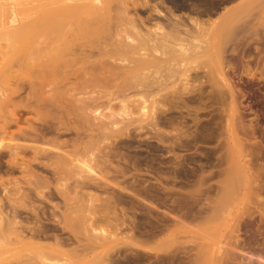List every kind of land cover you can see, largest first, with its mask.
Instances as JSON below:
<instances>
[{
    "label": "rangeland",
    "instance_id": "obj_1",
    "mask_svg": "<svg viewBox=\"0 0 264 264\" xmlns=\"http://www.w3.org/2000/svg\"><path fill=\"white\" fill-rule=\"evenodd\" d=\"M136 1L97 0L94 4L96 6L95 9L96 11L100 10L99 14L104 15L105 20L95 22V24H99L98 26L93 23L95 26L94 30L93 27H90L92 23L89 25V29L92 30L94 35L91 30L84 32L85 24H88L85 18L81 17L84 20L80 19L81 23L79 24L75 22L77 27L83 23L80 27L81 29L84 28L83 32H81L84 35L75 36L78 39L74 37L75 41L72 39L73 42L68 43L69 46L65 45V48H68L62 50V54L60 53L61 58H64L62 62H59L60 64H56L53 69L54 71L51 69L50 71L49 67L45 66L46 64H37V62L32 66L26 67L25 65L24 67L22 66L24 65L22 60V63L20 60H16L17 62L14 61L10 64L6 82L1 85L3 86L2 90H5L4 93L9 95L11 101L2 108V118H0L1 122L5 119H9L8 121H10L7 129L8 134H4L0 138V181H4V186H7V189L9 188L8 190H10L9 192H11L12 196L17 186L15 183H19L18 185L24 187V191H26L23 195H17V197L14 195L15 198H13L14 196L8 198L7 192L3 193L0 190V196L3 198L1 206L3 210L5 209V213L8 212L7 217L12 216V214H20L18 219L23 227L36 228V226H44L43 228L50 230L51 233L47 234L51 238L40 240L44 244L54 243L53 236L66 238L68 242L65 240L67 244L64 246L65 252L61 256L51 257L49 261H45L46 264H216L217 258L213 257L214 243L216 240H219L220 236L226 233L225 227L222 225L221 216L214 224H210L209 222V225H207V227L214 226L215 224L222 225L220 230L217 229L218 234L213 236L208 230L200 228L205 222L190 221L188 223L186 221L184 224L187 225V228H184L175 222L173 224L174 219L172 215L175 213V215H180L185 209H191L190 211L194 213L203 207L207 208L206 204L209 203L210 200L208 199L211 196L213 203L217 202L220 205L219 207L222 206L220 208L222 209L221 212L225 211V209L228 210L226 208L228 205H231V207L228 206L230 210L236 212L242 205L243 201L237 195L232 194V197L230 195L227 197L225 195L221 196L223 195L222 193L217 194L216 192L210 193L209 195L212 194L211 196L205 194L208 193V187H214L213 189L219 187L220 182L224 180L221 179L222 177L208 180L209 183L208 181L203 182L200 179L203 176H207L209 171H216L214 168H207L208 161L204 159L212 156V159L209 158V162L212 160L214 163L218 158L227 155L226 152L229 144L227 142H231L232 139L230 128L231 130L234 129L235 135L238 139L240 138L241 143L246 148L248 157H245V159H249L250 162L245 159L244 161H248V167L253 168L255 164L257 165L259 159L261 160L260 162L264 159L263 124L260 125L256 121L250 109V104H248V99L243 98L238 90V88L246 90V87L250 86L251 83L254 85L262 84L259 76L254 79L242 77V80L239 81L235 73L234 75L232 72L229 73V78H232L234 87L238 90H235L238 94L235 93L237 103H241L240 105L237 104L239 106L237 107L236 105V111L232 112L229 105L230 99L226 95L225 102L228 103L224 102L223 104L225 105L211 103L210 100L208 102L210 93L207 91H210L209 85L211 83H207L209 82L207 81V75L213 69V64L209 57V60L204 59V61L202 58L199 59V62H192V65H196V67L189 64L193 69H197L193 72L198 73L200 78L195 83H191L189 88H187L188 90L183 89L184 82L181 83L178 76L175 77L176 79L174 77L169 78V74H171L169 70L162 71V68L159 71H155L158 73H155L153 70L148 74L149 70L145 72L142 70V66L138 68L136 65H138L139 53L151 55L153 51L148 49L145 51L133 49L135 46H138L136 45L138 44V37L131 30H127L124 23L126 15L130 16L136 13L138 16L145 18V16L147 17L152 12L147 8L140 7V1L142 0ZM158 1L150 0V3L155 4ZM243 1L230 0L227 2L228 4L225 3V6H231L230 9L236 12ZM252 1L256 2L257 0H250L251 5L242 11L245 15L241 14L243 16L242 20L248 22L250 20L249 23H253L256 17L262 20V26H264V0H258L261 3L258 8L256 7L259 5L258 1L256 3ZM33 4H36V2ZM7 6L5 22L8 30L12 31L19 26L20 19L18 16L16 17L14 6ZM177 13L180 14L181 12ZM77 16L78 14L73 19L80 18ZM155 17L152 16V20L147 24L148 26H153L155 22L160 20L159 18H157L158 20L153 19ZM14 18L15 22H12ZM96 19L98 20V18ZM76 24L74 25L76 26ZM121 24L123 25L121 26ZM73 27L70 26V28L74 29ZM72 29H69V31L73 33L78 28H75L76 30L73 31ZM69 31L68 33H70ZM117 33L119 36H117ZM222 33L220 35L223 37L221 40L225 37V44L222 42L226 48L234 47L238 43V41L235 42L236 39H240V35L242 34L237 33L238 37L236 33L233 35V32H231L232 34H227V31ZM225 33L229 36L224 35ZM127 37H129L130 41L127 40ZM201 40L202 43L207 42V44L210 41V39L204 37ZM105 46L108 57H102V55H99L100 52H98L102 47L105 48ZM125 47L126 50L123 49ZM130 48H132L133 53L130 52ZM85 51L87 55L88 53H94L89 61L84 58L86 55ZM135 53L138 54L134 55ZM81 54L84 56L82 57ZM1 66L0 59V69ZM129 68H133L135 74H131L133 76L129 77L128 80L126 71ZM136 69L142 70V72L140 73L139 70L137 72ZM144 72L146 73L145 75ZM153 73L155 74L153 75ZM156 74L157 77L159 76L163 79L168 77L166 79L167 82L162 87V91L158 94L151 93V91L145 92L146 89L152 88V85L153 87L158 85L157 83L154 84L155 80L159 79V77H156ZM204 76H206V80ZM147 78L148 83H146ZM149 80H153V84L152 82L149 83ZM213 80H217V77L214 76ZM146 84L150 86L146 89L145 87H141L143 85L147 87ZM136 87L142 90H138ZM203 88L205 93L204 100H206L204 103L206 105L204 103V105H197V103L188 102V98L195 97ZM221 88L225 91V88ZM75 90L76 92H74ZM141 92H144L145 96ZM204 128L208 129V134L212 131L214 135V132L217 131L215 135L217 134L219 137L217 135L213 137L212 135L210 139H207L209 138V135L206 133L207 131L201 132ZM209 128L213 129L210 131ZM220 129H224L226 132L223 130L222 133ZM227 131L230 132L229 136ZM205 134L208 136L206 137ZM196 137L197 139L195 140ZM254 137H257V139H254ZM257 145L261 146L262 150H259ZM16 146L21 148L17 150L18 154L15 151L11 153L13 150L11 148ZM257 147L260 152L258 155L256 153L258 152L256 150ZM250 149L253 151L252 155ZM75 152L76 157L82 160L81 166L77 167L79 175L77 177L83 178L87 182L89 181L88 183L91 185L89 187L88 184L87 187L79 190L78 194L70 193L73 188L72 186H74L73 184L76 183V179L72 176L70 177L68 172L63 169L64 167L61 165L59 156H63V154L66 156L67 153L75 154ZM238 155L239 153H236V157ZM262 155L263 159H261ZM252 156L257 159L253 161L254 158L252 159ZM14 157H18L17 160ZM250 163L252 166H250ZM262 165L264 166V161ZM223 166L222 168H227V165L224 164ZM261 171L260 175H263V178L261 177L260 179L264 182V168ZM31 173H35L38 176L37 179L40 180H37L38 190L28 184V180L30 181L31 179ZM95 182H100L97 184L100 185L96 186ZM185 185L186 188L184 187ZM0 187L3 188V186ZM49 190H52L51 194H49ZM136 194L140 197L134 198V196H137ZM75 195H79L76 197L80 199H76ZM121 196L122 200L120 199ZM185 196L186 198L183 200L182 197ZM206 196H208L207 200H205ZM193 197L196 198L194 199ZM81 198L87 199L81 200ZM230 198L231 202L229 201ZM76 201L80 205L77 209L81 207L79 213L76 208L77 211L72 209ZM82 202L83 204H81ZM192 203L194 205H191ZM222 204H226V206ZM55 205L58 207L56 208ZM170 205L171 208H169ZM209 205L212 206V204ZM247 205L253 211L254 207L251 204ZM171 209L172 211H170ZM69 212L71 213L69 214ZM94 215L95 217L92 218ZM90 216H92V220H90ZM6 221L8 220L5 218ZM257 221L258 219L256 218L255 222ZM57 223H62V225ZM163 223L169 224L164 225ZM163 226L166 227L164 228ZM128 227L132 228L131 231ZM91 228L93 231L90 230ZM94 228L96 231H94ZM102 230L105 231L103 232ZM131 233L133 234L131 235ZM95 241L99 244L101 242L102 244H108L102 246ZM7 243L8 240H5L1 242L0 246ZM95 244H98L99 248L100 246L103 248L99 249L97 248L98 245L96 247ZM6 252L8 255H2L4 257H1L0 264L43 263L39 260V257H35L37 256L36 254L27 256L28 253L26 254V251L20 252L15 250V253L12 250Z\"/></svg>",
    "mask_w": 264,
    "mask_h": 264
},
{
    "label": "bare ground",
    "instance_id": "obj_2",
    "mask_svg": "<svg viewBox=\"0 0 264 264\" xmlns=\"http://www.w3.org/2000/svg\"><path fill=\"white\" fill-rule=\"evenodd\" d=\"M96 1L97 0H0V59H1V65H2L1 69H0V86L6 82L7 75H8L9 70H10V68H9L10 64L16 60H20V61L22 60L23 64H24L22 66H24V67H25V65H26V67L32 66V65H34V63L38 62L37 64H42V65L46 64L45 66L49 67L48 68L49 70L51 69L52 71H54L53 69L56 66V64L59 62H62V59L64 58V57L61 58L60 53L62 54V50L68 48V47L65 48V45L69 46L68 43H71V42L75 41L76 39H78L77 38L78 35H81L82 34L81 32H83V30H84V28L81 29V27H80L81 25H83V23L80 24L78 27H77L76 23H78V24L81 23L80 19L85 18V20L88 21V24H85V30H84V32H85V31L91 30V29H89V25L91 23L95 24V22H97V21L98 22L100 20H101L100 22L103 21L104 15H100L99 14L100 10L96 11V9H95L96 6H94V4ZM228 1H230V0H159L157 3L152 4V3H150V0H142V1H140L141 2L140 7L141 8H147L152 13H150V15H148L147 17L145 16V18L138 16L136 13H135V15H130V16L126 15L127 16L126 21H125V23L124 22L123 23H124V26L127 30H131L138 37V44H136L138 46H135L133 49H139L142 51H145L148 49V50L153 51V53H151V55L139 53L141 56L138 55L139 56L138 57L139 63L137 62L138 65H136V66L138 68H140V66H142L143 67L142 70H144L145 72H147L149 70L148 74L150 71L152 72L154 70V72H155V71H159V69H162V68H163L162 71L169 70L171 73V74H169L170 75L169 78L174 77V79H176L175 77L178 76L181 80L180 82L181 83L184 82L183 83V86H184L183 89L184 90H188L187 88H189V85H191V83H195L200 78L198 73L193 72L196 68L193 69L191 67L192 62H194V63L199 62L200 61L199 59H202V58H203L202 60H204V59L209 60V58H210L211 62L213 64V69L210 73L211 76L209 73H208V75L206 74L208 77L207 81H209V82H207V81L206 82L209 84L211 83L209 85L210 91H207L210 93V96H208V102L210 100L211 103H217L218 105H220L226 101V97L228 96V99H230V101L229 100L228 101H229V105L231 107L232 112L236 111V105L239 103H237V97L235 95V93H236L235 90H237V89L234 87L235 85H234L232 78H229V73L232 72L233 75L235 73L236 74L235 76L238 77L239 81L242 80V77H249L251 79H254V78H257V76H259V79L262 81V84H260V85L255 84L256 85L255 86L254 84L251 83L250 86L246 87V90H240L239 88H238V90H239V93L242 94L243 98L248 99V104H250V109L252 110V113H253L256 121L260 125L263 124V133H264V26H262V24H263L262 20L257 19L256 17L253 20V23H249L250 22L249 19H248L249 22L242 20L243 19L242 15H244L242 13V11L246 10V7L248 8V6L251 5L250 0H244L243 3H241L242 5L239 6V9L236 10V12H235V10L230 9L231 6H225L226 5L225 3H227ZM34 2H36V4H33ZM258 4L259 5L256 6L257 8H258V6H260L261 3L258 1ZM7 5L14 6V8H15L14 12L16 14V17L18 16L20 19L19 26L16 27L15 29H13L12 31L8 30V28L6 27L7 26L6 22H5L6 8L8 7ZM134 6H135V4H134ZM177 12H179V13L181 12V13L178 14ZM77 14L80 18L79 19L75 18L76 20H74L73 17L74 16L76 17ZM103 14H105V13L103 12ZM126 14H127V12H126ZM152 16H156L153 19L156 20L157 18H159L161 21L159 20V21L155 22L153 26H148L147 24L150 23V20H152ZM96 18H98V20ZM107 18H109V17H107ZM82 20H84V19H82ZM12 22H15V18L13 19ZM74 24H76V26ZM92 24L90 27H93V30H94L95 26H94V24L92 26ZM69 25L72 27L74 26L73 27L74 29L70 28ZM95 25L98 26L99 24L98 25L95 24ZM122 25L123 24H121V26ZM66 27H68L69 29H72V31L76 30L75 28H78V29H77V31H74L72 33L69 31L68 28L66 29ZM79 28H80V30H79ZM260 28H262V30H260ZM68 31L70 33H68ZM224 31H227V34H230L231 32H233V35H234V33H236V34L242 33L243 35L242 34L240 35L241 36L240 39H236L235 42L238 41V43H236L235 45L233 44L234 47L231 46L229 48H226V46L223 45L225 37H224V39L221 40V38H223V37L220 36L222 32L224 33ZM91 32H92V30H91ZM89 34H91V33H89ZM92 34H93V32H92ZM238 34H237V36H238ZM83 35H84V33L81 36H83ZM224 35H226V33ZM75 36H77V37H75ZM117 36H119L118 33H117ZM117 36L115 35L116 38H118ZM74 37L76 39H73ZM203 37L210 39V41H208V44H207V42L206 43L201 42L202 41L201 38H203ZM80 38H82V37H80ZM72 39H73V41H72ZM127 40H129V37H127ZM129 41H126V42H129ZM74 44H75V42H74ZM224 44H225V42H224ZM99 47H101V46L99 45ZM103 47L100 49V51H98V52H100L99 55H102V57H108L106 46H105V48H103ZM123 49L126 50V47ZM129 50H131L130 52L133 53L132 48H130ZM83 54H81L82 57L86 54L84 56V58L87 59V61H89V59L92 58L94 53L93 54L88 53V55H87V52H86L84 55ZM136 54H138V53H135L134 55H136ZM73 55H72V57H73ZM76 55H77V53H76ZM69 59H70V57H69ZM69 59H68V62H69ZM22 61H21V63H22ZM189 64H191V65H189ZM136 66H135V68H136ZM192 66L196 67V65H192ZM99 67H101V66H99ZM102 68H103V66H102ZM133 68H129L128 71H126V74L128 75V80H129V77L133 76L131 74H133V73L135 74V72H133ZM44 69H46V68H44ZM137 70H139V69H136V71ZM142 70H139V72L141 73ZM169 71H166V72H169ZM145 72H144V75L146 74ZM49 73H52V72H49ZM155 73H158V72H155ZM155 73H153V75ZM214 76L217 77L218 81L213 80ZM156 77H157V74H156ZM210 77H213V78H210ZM230 77H232V76H230ZM166 79L159 77V79L157 80L158 82L154 79L155 80L154 84L157 83L158 85L154 86V87L152 85V88L150 87V89H152V90L146 89L150 86V85L148 86L147 84H146L147 87L145 85H143L141 87H145L146 90L143 88L145 90V92L151 91V93H157L158 94L162 91L163 85L167 82ZM204 79L206 80V76H204ZM146 80H147L146 83H148V78ZM152 81L153 80H151V81L149 80V83ZM152 84H153V82H152ZM220 86L225 88V91ZM136 88L138 90H142V89H139V87H136ZM136 88H134V89H136ZM2 89H3V86L0 87V118H2V108H4L11 101L9 95L5 94L4 93L5 90H2ZM203 90H204V88L201 89L200 92L195 97L188 98V102L194 103V104L197 103V105L203 104L204 101H206V100H204V98H205L204 94L205 93ZM74 92H76V90ZM105 92H107V91H105ZM141 93L145 96L144 92H141ZM209 93H207V94L209 95ZM103 94H105V93H103ZM225 95H226V97H225ZM206 99H207V96H206ZM238 100H239V98H238ZM203 105H201V106H203ZM213 105H215V104H213ZM223 105H225V104H223ZM239 105H237V107ZM143 108H144V106H143ZM193 108H195V107H193ZM199 108H201V107L199 106ZM199 108H198V110H200ZM228 115H230V114H228ZM240 119H242V118H240ZM255 119H253V120H255ZM8 120L9 119H5L2 122L0 121V138H1V136H4V134L5 135L8 134L7 129H8V126L10 125V121H8ZM238 120H239V117H238ZM221 121H223V120H221ZM257 122H256V124H257ZM231 124H233V123H231ZM231 124H230V126H231ZM223 125H224V123H223ZM213 127H214V125H213ZM215 128H217V127L215 126ZM212 129L213 128H209L210 131ZM223 130L224 129H222V130L220 129L221 132ZM205 131H207L206 133L208 134V129H205V128L201 132H205ZM215 132H217V131H215ZM215 132L213 135V132L211 131L208 134L209 138H207V139H210L212 137V135H213V137L216 136L217 134L215 135ZM230 132H231L232 139H231V142H227V143H229L227 152L225 151L227 153V155L224 157L218 158L214 163L212 162V160H211V162H209V158H211L212 156L209 158L206 157L208 160L203 158L204 160L208 161V166H206V167L207 168L209 167V169L214 168V169H216V171H209L207 176H205V177L203 176L202 178H200V177L199 178L203 182H205V181L211 180L215 177L216 178L222 177L221 179H224V180H222L220 182L219 187H217L215 189H213L214 187L213 188L208 187V189H207L208 193H205V194L209 195L210 193L216 192L217 194L222 193L223 195H221V196L225 195L227 197H228V195L231 196L232 194L237 195L242 199V201H243L242 205L237 209L236 212H233L232 210H230V208L228 206L231 207V205H228L226 207L228 210L225 209V211L221 212L222 209H220V208L222 206L219 207L220 205H218L217 202L213 203V200L211 201V198H212V196H211L212 194H211V195H209V196H211V198L208 199L210 201L208 204H206L207 208L203 207L202 209H200L194 213H192L190 211L191 209L190 210L185 209V211L183 210L184 212H181L180 215L179 214L175 215L176 213L174 215H172L173 219H174V221L173 220L172 221H173V224L175 222V223L179 224L180 226H183L184 228H187V225L184 224V223H186V221H188V223L190 221L191 222H194V221L205 222L204 224H202L200 226V228L204 229V230H208L213 236H216L218 234L217 229L220 230L221 226L224 225V227H225L224 230L226 233L223 236H220L219 240H216L214 243V249H213L214 256L213 257L217 258L216 264H264V195H263L264 194V184H263L264 182L260 179L263 176V175L262 176L260 175V172H262L261 170L264 168V166L262 165L263 161H264L263 155L261 158V159H263L262 162H260L261 161L260 159L258 161V163L260 162V164H258V163H257V165L255 164L256 166L254 165L253 168L248 167V165H249L248 161H244L245 157L246 158L248 157V154L246 153L245 146L241 143L240 138L238 139L237 136L235 135L236 133H234V129L231 130V128H230ZM230 132H228V136L230 135L229 134ZM235 132H237V131H235ZM202 135H200V136L202 137ZM208 135L205 134L206 137ZM237 135H239V134H237ZM251 135H253V134H251ZM36 136H38V135H36ZM217 136L219 137V135H217ZM221 136H222V134H221ZM231 137H227V138H231ZM259 138L263 139L262 137H259ZM196 139H197V137L195 138V140ZM254 139H257V137H254ZM261 139H259V140H261ZM261 141H263V140H261ZM261 141H260V144H261ZM198 142H199V140H198ZM253 142H255V141H253ZM179 145H181V144H179ZM263 146H262V148H263ZM258 147L256 150H258ZM260 147H259V150L261 149ZM11 149H13L11 153H13V151H15L18 154L17 150L21 149V148L19 146H16V147H12ZM253 149H255V148H253ZM259 150H258V152H256L257 155L260 153ZM15 152H14V154H15ZM263 152H264V150H263ZM212 153H214V152H212ZM236 153H239V155L237 157H236ZM252 153H253V151L251 152V155H252ZM14 154H12V156H14ZM17 154H16V156H17ZM73 154L67 153L66 156L64 154H63V156H61V155H59V156L61 159V165L64 167L63 169L68 172V175H70V177L72 176L76 179V183L73 184L74 185V186H72L73 188L71 187L72 191H70V193L73 192L74 194H78L79 190L87 187V185L89 184L88 183L89 181L87 182V180L77 177V176H79L78 172H77V167L81 166L82 160L78 159L76 157V152L74 155ZM208 155H210V154H208ZM17 158L18 157H16V158L14 157V159H16V160H17ZM56 158L58 159V157H56ZM253 158L254 157L252 156V159ZM252 159H251V161H252ZM255 159H257V158H254L253 161ZM245 160H249V159H245ZM249 162H250V160H249ZM224 164L227 165V168H222V166ZM20 166H21V164H20ZM26 166H27V164H26ZM250 166H252V164ZM201 169H202V167H201ZM217 169H219V170H217ZM194 170H195V172H197L196 169H194ZM198 171H199V169H198ZM253 171H254V173H253ZM28 172H29V170H28ZM202 172H203V169H202ZM64 173H65V171H64ZM37 177L38 176L35 173H33V174L31 173V177H30L31 179H30V181L28 180V182H29L28 184L35 187L36 189L38 188L37 187V183H38L37 180H39V179H37ZM70 177L68 176L69 179H71ZM77 180H79V181H77ZM94 181H97V180H94ZM197 181H199V180H197ZM98 183H100V182H97V183L95 182L96 186L100 185V184L97 185ZM208 183H209V181H208ZM18 184L19 183H15V185H17V186L15 188V193L13 194V196L15 195L16 197H17V195H23L26 192V191H24V187H21ZM41 185H42V183H41ZM0 186H3V188L0 187L1 192H3V193L7 192L8 198L12 196L11 192H9L10 190H8L9 188L7 189L6 188L7 186H4V181H0ZM90 186L91 185L89 184V187ZM39 187H41V186L39 185ZM184 187L186 188V185ZM44 189H46V188H44ZM171 189L173 190V188H171ZM51 191L49 194H51ZM121 191H122V189H121ZM136 193H138V192H136ZM9 194H11V195H9ZM130 195H132V194L130 193ZM133 195H134V193H133ZM136 195L137 196H134V198L139 196L138 194H136ZM146 195H147V193H146ZM15 196L13 198H15ZM76 196H79V195H75V197ZM123 196H125V195H123ZM186 196H187V194H186ZM186 196L182 197L183 200H184V198H186ZM202 196H204V195H202ZM202 196H200V197H202ZM77 198L78 197H76V199ZM205 198H206L205 200H207L208 196H206ZM71 199H73V198L71 197ZM78 199H80V198H78ZM86 199L87 198H85V199L81 198V200H86ZM120 199L122 200V196L120 197ZM224 199H226V198H224ZM205 200H204V202L206 203ZM2 201H3V198H2V196H0V244H1V242L5 241V240H8V243L6 245L0 246V259H2L1 257H4V256H2L3 254L8 255V253L6 251H12L13 250L15 252V250H17L20 252L26 251V254L28 253L27 256H29L30 254H33V255L36 254L37 256H35V257H39L40 259L39 258L38 259L41 260V262H43L42 264H46L45 261L46 262L49 261L51 257H53V256L57 257L59 255L61 256L65 252L64 246H65L66 241H67L65 237H64L65 239H63V238H60L59 236H53L52 238H54V243H52V244H44V243H42V241L40 242V240L51 238L47 234V233H51L50 230H48L47 228H43L44 226L42 227L41 225H40L41 227L36 226V228L35 227H23L22 223H20V220L18 219V217H20L19 216L20 214L17 215L15 213L16 215L12 214V216H10L8 214V216H10V217L6 216L8 212H6V213L4 212L5 209L3 210L2 206H1ZM174 201H175V199H174ZM218 201H220V200H218ZM224 201H223V203H224ZM229 201L231 202V198ZM49 202H50V200H49ZM77 202L78 201H76V203L74 202L75 205L72 204L73 210L75 208L77 209L80 206V205H78L79 203H77ZM87 202H88V200H87ZM184 202L186 203V201H184ZM191 202H193V201H191ZM227 202H228V200H227ZM245 202H246V204H244ZM221 203H222V201H221ZM81 204H83V202ZM173 204H174V202H173ZM200 204H203V203H200ZM209 204H212V206ZM247 204H251V206L254 207L252 209L253 211L250 210L251 208L247 207L248 206ZM84 205H86V204H84ZM179 205H180V203H179ZM191 205H194V203H192ZM195 205H196V203H195ZM222 205L226 206V204H222ZM86 206H88V205H86ZM57 207L58 206H56V208ZM83 207H85V206H83ZM91 207H92V205H91ZM169 208H171V205ZM180 208H182V206H180ZM79 209H77L78 213H79ZM66 211H69V210H66ZM170 211H172V209ZM87 212H89V211H87ZM174 212H175V209H174ZM70 213L71 212H69V214ZM80 213H81V211H80ZM83 213L86 214L85 212H83ZM79 215L81 216V214H79ZM164 215H165V213H164ZM220 216H221V220L223 221L222 225L215 224L214 226H211V227L208 226L207 227V225H209L208 224L209 222H210V224H214L216 222V220L218 218H220ZM91 217L92 216H90V220H92ZM94 217H95V215L92 218H94ZM5 218L8 221L5 222ZM157 218H159V217H157ZM166 218H168V217H166ZM256 218L258 219L257 222H255ZM97 220H99V219H97ZM100 221H101V219H100ZM172 221H170V222H172ZM61 222L63 223V221H61ZM90 222H88V223H90ZM62 223H57V224L62 225ZM220 223H222V222H220ZM163 224L165 225V224H169V223H163ZM173 224H171V225H173ZM97 225H98V223H97ZM63 226H64V224H63ZM91 226H92V224H91ZM93 226H94V224H93ZM159 226H161V225H159ZM167 226L169 227V225H167ZM174 226H176V225H174ZM92 228L90 229L91 231H93ZM128 228H130V227H128ZM131 229L132 228H130V231H131ZM149 229H151V228H149ZM153 229H154V227H153ZM161 229H162V227H161ZM94 231H96V229ZM162 231H163V229H162ZM119 232H118V234H119ZM133 233H131V235ZM112 236H115V235H112ZM131 238H132V236H131ZM96 240H97V238H96ZM112 240H110V241H112ZM37 241H39V242H37ZM106 242H109V241H106ZM96 243H98V242H96ZM98 244H95V246ZM100 244L102 246L103 245L106 246V244H108V243L102 244V242H101ZM109 244H111V243H109ZM99 245H98V247L97 246L96 247L99 248ZM93 247H94V245H93ZM100 248H101V246H100ZM17 253L19 254V252H17Z\"/></svg>",
    "mask_w": 264,
    "mask_h": 264
}]
</instances>
